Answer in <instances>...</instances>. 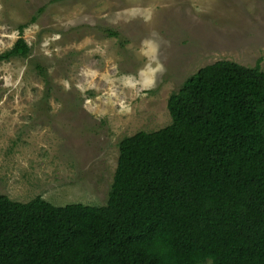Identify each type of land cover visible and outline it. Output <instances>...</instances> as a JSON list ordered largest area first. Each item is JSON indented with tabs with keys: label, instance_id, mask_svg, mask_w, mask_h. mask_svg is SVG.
Instances as JSON below:
<instances>
[{
	"label": "rangeland",
	"instance_id": "rangeland-1",
	"mask_svg": "<svg viewBox=\"0 0 264 264\" xmlns=\"http://www.w3.org/2000/svg\"><path fill=\"white\" fill-rule=\"evenodd\" d=\"M20 36L30 55L0 63V194L103 206L120 141L171 124L190 76L264 71V0H0V54Z\"/></svg>",
	"mask_w": 264,
	"mask_h": 264
},
{
	"label": "trees",
	"instance_id": "trees-1",
	"mask_svg": "<svg viewBox=\"0 0 264 264\" xmlns=\"http://www.w3.org/2000/svg\"><path fill=\"white\" fill-rule=\"evenodd\" d=\"M30 51L20 36L0 63ZM167 107L171 124L120 141L105 205L0 194V264H264L260 63L202 67Z\"/></svg>",
	"mask_w": 264,
	"mask_h": 264
}]
</instances>
